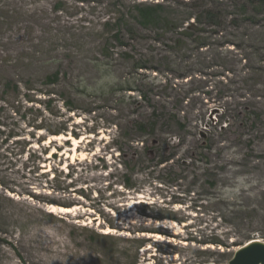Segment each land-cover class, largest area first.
<instances>
[{
    "label": "rangeland",
    "instance_id": "1",
    "mask_svg": "<svg viewBox=\"0 0 264 264\" xmlns=\"http://www.w3.org/2000/svg\"><path fill=\"white\" fill-rule=\"evenodd\" d=\"M157 3L168 20L149 30L139 27L133 6ZM248 4L0 0V138L31 130L23 126L24 117L31 125L67 130L48 136L41 147L49 149L43 170L51 172L38 178L49 182L48 188L33 190L38 198L8 193L7 200L0 185V264H229L244 244L264 243V65L259 63L264 51L250 42L255 31L264 32V6L250 12ZM212 10L220 14L219 26L207 18ZM121 20L124 47L113 40ZM194 20L187 46L175 49ZM55 74L59 82L49 84ZM8 82L6 105L1 87ZM117 85L133 92L113 90ZM140 93L149 94L160 110L180 114L186 125L183 132L170 130L179 139L163 147L162 157L175 154L173 162L160 165L159 156H143L141 144L123 147L117 139L116 125L125 132L127 122L152 110ZM13 104L20 113L12 111ZM214 126L223 131L209 141ZM31 134L46 137L43 131ZM206 140L211 149L204 147ZM135 151L146 159L128 191L122 166L127 161L133 166ZM2 157L0 149V183L14 184L24 194L28 183L10 172ZM71 180L77 191L55 190ZM145 212L182 224L145 219ZM110 223L126 230L108 229ZM154 230L164 235L151 234ZM134 238L145 247L137 250ZM196 241L207 245L198 247ZM214 241L227 248L211 245Z\"/></svg>",
    "mask_w": 264,
    "mask_h": 264
},
{
    "label": "trees",
    "instance_id": "2",
    "mask_svg": "<svg viewBox=\"0 0 264 264\" xmlns=\"http://www.w3.org/2000/svg\"><path fill=\"white\" fill-rule=\"evenodd\" d=\"M251 4L245 5L250 7V12H253V6L256 5H263L264 6V0H250ZM133 21L138 24L139 27L144 28L145 30H149L150 28L157 27L158 25L161 24L162 21H167L168 18H166L163 15V8L162 5L156 4V5H150V4H136L133 6ZM207 13V18L211 22V24L218 25V20L220 18V14L216 13L214 10L208 11ZM255 17L251 16L250 19L253 20ZM123 20L119 21L117 23V28L120 29L118 33L114 34L113 40L117 42L120 46L124 47L127 44L123 43L124 39H122V24ZM199 22L197 21V24ZM252 26H255L252 25ZM196 27V22L195 20L193 23H190L188 27L184 29L180 33L181 41L175 43V49H182L183 47L187 46L185 43L187 40L191 39L192 34H190L191 31H193ZM259 29V28H257ZM255 35L251 36L250 42H254V44H257V46H260V49L264 51V32L257 30L254 32ZM177 46V47H176ZM260 59V58H259ZM259 63H262L264 65V60L260 59ZM138 69L143 70L144 67H138ZM47 81L49 84H56L59 82V75L55 74L54 76L48 77ZM10 87H12V82H8L5 86H2V96L3 100H1L4 104H8L7 100L4 98V93L7 92ZM13 88L15 89V93L18 95L20 93V88L16 84H14ZM115 88H118V90L122 92H127L131 93L133 92L132 88L128 87L124 89L123 85H117L113 87L112 89L115 90ZM7 89V91H6ZM141 95L139 96L140 101L145 103L149 109H152L149 113L147 114H139L137 117L131 119L129 122L126 123L124 128L126 131L124 132V129L121 127V125H116V128H119V133L117 139H122L125 144H122L124 147L126 144L127 146L131 147L134 149V145H140L141 144V149H143V156L144 157H149L150 155L153 156V159H155L157 156H159L158 164L163 165V163L167 162H173L174 157L176 156L173 154L169 158L162 157L163 151H164V146L167 147H173V140H175L174 137L176 135H171L169 134L170 130H172L174 127H176L178 130L181 132L185 131L186 125H182V117L180 114H174L173 112L166 111V109L163 107L162 110H160L161 105L155 104L154 100L151 98L149 94H144L140 93ZM129 99L131 100L132 105H137L138 100L134 98V96L130 95ZM12 111L14 113H20L19 107L16 104L12 105ZM152 107V108H151ZM4 110V107H0V113H2ZM160 110V111H159ZM254 114V115H253ZM249 115V113H246L247 118H252L251 115L255 116L256 114L253 113ZM238 118V117H237ZM222 120V118H220ZM23 126L27 129L31 128L28 132H17V134H10L6 135L3 138H0V149L3 153L2 160L4 162V165L6 166L7 169H10L11 173L13 171L15 172L16 176H19L24 180L26 183V188L28 190L24 192V194L17 193L16 190L18 188L14 184H4L0 183L1 189H3L2 196L5 199H10V195L8 193L14 194L15 196L19 197H24L27 196L28 198L32 197L34 199L38 198L36 196V192L33 190L38 189H46L47 184L49 183H39L38 178L41 175H45L47 173H50L51 170H43L44 167L47 165L45 164L48 160L45 159V156L47 157L49 153V149H42V145L47 142L48 136L51 135V137H60L61 135H66L67 130L65 129H58V130H53L49 127H46L43 122L38 123V125H31V123H26V118H23ZM255 123V122H254ZM1 125V124H0ZM164 126H166V129H164ZM228 128V127H226ZM211 129H213L214 132L211 133V137L209 141H212L215 137L214 134L217 133V131H223V127L221 126H214ZM43 131L46 135V137L38 136L36 134H31V132H39ZM30 137L27 140V137ZM133 137H136L133 138ZM177 138V137H176ZM179 139V138H177ZM206 145L204 146L206 149H211V146L208 145V141L206 140ZM35 144L39 147V149H35ZM178 144H182V141L179 140ZM122 146L120 147V156H124V150H122ZM40 151V152H39ZM190 151H186V154L191 156ZM131 158H135L136 161L134 162L133 166H131V161H127L128 166L124 165L122 168L124 169L125 175L124 178L125 180L123 181L124 188L127 189L128 191L132 189L133 183H132V176L135 173L138 165L140 162H144L146 158H143L142 154H138L136 151L134 153H131ZM57 158V153H53L51 155V158ZM162 157V158H160ZM45 159V160H44ZM44 162V165L42 164ZM71 164L67 165V168H71ZM19 174V175H18ZM62 174V173H60ZM69 170L68 174L66 176V179H70L71 175H69ZM33 176V179H30V177ZM58 175L55 174L53 176V179H57ZM37 181V182H36ZM49 181V180H48ZM32 184V185H30ZM73 181L71 180L70 182L67 181L64 186H61L59 184L55 185V190L58 192H72V191H77L76 188L72 189ZM42 203H45L47 205H53L55 202H50V201H42ZM141 216H143L145 219H152L157 222H164L166 219H170L171 221L177 223L178 225L182 224L177 218L175 217H170V216H165L163 218H157V217H150L147 215V213H143ZM108 229L112 230H117L118 232L126 230L125 228H117L114 224L110 223L107 225ZM144 232V231H143ZM139 232V233H143ZM138 233V234H139ZM151 234H158L161 237L164 235L161 231H156L150 232ZM131 235H137L136 233L132 232L130 233ZM101 236H107V235H101ZM156 236V235H155ZM131 242H137L138 243V248L137 250L143 249L145 247V241L139 240L134 238L133 241ZM198 247L205 246L207 244H204L202 242L198 243L197 241L194 243ZM211 245L216 246L217 248H227L223 243L219 241H214L211 243ZM101 264H106L103 261H100ZM134 264H138L137 262Z\"/></svg>",
    "mask_w": 264,
    "mask_h": 264
},
{
    "label": "water",
    "instance_id": "3",
    "mask_svg": "<svg viewBox=\"0 0 264 264\" xmlns=\"http://www.w3.org/2000/svg\"><path fill=\"white\" fill-rule=\"evenodd\" d=\"M229 264H264V243L250 241L234 253Z\"/></svg>",
    "mask_w": 264,
    "mask_h": 264
},
{
    "label": "bare ground",
    "instance_id": "4",
    "mask_svg": "<svg viewBox=\"0 0 264 264\" xmlns=\"http://www.w3.org/2000/svg\"><path fill=\"white\" fill-rule=\"evenodd\" d=\"M55 139H58V138H54ZM65 140H69L68 138H65ZM54 206H50L51 209H53ZM173 224V223H172Z\"/></svg>",
    "mask_w": 264,
    "mask_h": 264
}]
</instances>
